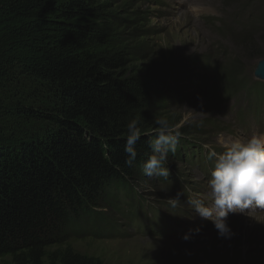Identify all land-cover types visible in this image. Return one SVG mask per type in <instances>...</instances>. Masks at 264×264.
Listing matches in <instances>:
<instances>
[{"label":"rangeland","instance_id":"rangeland-1","mask_svg":"<svg viewBox=\"0 0 264 264\" xmlns=\"http://www.w3.org/2000/svg\"><path fill=\"white\" fill-rule=\"evenodd\" d=\"M98 1L99 10H90L93 17L78 25L101 35L102 48L117 44L124 60L118 72L141 77L150 86L153 112L142 114L150 129L140 138L148 143L155 139L154 120L160 117L181 135L176 153L168 154L166 179L149 178L143 169L136 171L134 179H127L128 187L135 191V201L132 207L123 201L125 211L137 209L139 220L160 228L154 226L151 233L136 232L138 225L131 226V220L114 207L115 197L107 194L102 206L88 207L90 213L85 211L76 236H71L66 246L101 264H264V210L228 218L235 235L223 239L211 221L201 222L198 219L203 218L187 206L172 208L167 202L181 192L171 186L172 175L186 191L180 197L182 204L186 205L193 194L206 197L205 169L211 162L197 161V157L201 153L207 159L206 145L219 152L223 139L242 138L237 115L243 111L249 117L250 102L253 113L257 103L264 107V81L254 77L258 63L264 61V0ZM242 29L250 33L238 34ZM70 39L92 46L87 36L77 34ZM234 70L239 84L230 86L235 90L226 94L228 86L223 78ZM247 86H251L250 101L241 89ZM173 93L175 101L169 98ZM4 124H10L11 135L19 143L39 136L30 131V125L41 130L46 122L42 117L30 120L20 116ZM2 140L9 141L6 133L0 134ZM155 219L158 222H153ZM186 234L190 236L187 241L183 239ZM60 251L61 247L46 250L50 264ZM0 264L16 263L13 257L5 256L0 257Z\"/></svg>","mask_w":264,"mask_h":264},{"label":"trees","instance_id":"trees-1","mask_svg":"<svg viewBox=\"0 0 264 264\" xmlns=\"http://www.w3.org/2000/svg\"><path fill=\"white\" fill-rule=\"evenodd\" d=\"M99 7L98 0H0V134L9 140L0 141V257L16 264H50L46 250L54 247L61 251L53 264H101L66 246L85 211L109 194L119 214L137 215L123 206L135 201L127 179L152 150L140 138L136 160L127 165L126 125L136 118L142 132L150 129L142 120L153 112L150 86L118 72L124 60L117 44L102 48L101 35L78 25ZM77 34L92 46L72 42ZM235 72L223 78L226 94L239 84ZM20 116L45 119L44 129L30 125L39 134L33 141L16 143L4 124Z\"/></svg>","mask_w":264,"mask_h":264},{"label":"clouds","instance_id":"clouds-1","mask_svg":"<svg viewBox=\"0 0 264 264\" xmlns=\"http://www.w3.org/2000/svg\"><path fill=\"white\" fill-rule=\"evenodd\" d=\"M155 139L150 141L152 154L143 165L149 178L169 176L167 164L169 152L174 153L180 132L166 118L154 120ZM140 121L131 119L127 125L124 151L125 163L132 166L137 157L136 143L142 134ZM222 150L208 148L207 160L212 162L208 177L207 196L193 194L187 204L181 203L184 192H177L167 200L172 208L187 206L200 218L210 220L219 238L231 239L235 234L228 224L230 213L243 212L257 206L264 209V136L253 134L247 138H225L221 141ZM199 231L198 229L196 230ZM185 241L189 235L183 237Z\"/></svg>","mask_w":264,"mask_h":264},{"label":"water","instance_id":"water-1","mask_svg":"<svg viewBox=\"0 0 264 264\" xmlns=\"http://www.w3.org/2000/svg\"><path fill=\"white\" fill-rule=\"evenodd\" d=\"M254 75L261 79H264V61H260L258 63V66L254 72Z\"/></svg>","mask_w":264,"mask_h":264},{"label":"bare ground","instance_id":"bare-ground-1","mask_svg":"<svg viewBox=\"0 0 264 264\" xmlns=\"http://www.w3.org/2000/svg\"><path fill=\"white\" fill-rule=\"evenodd\" d=\"M191 9V8H190ZM195 11V10H194ZM237 110V109H236ZM232 133V132H231ZM236 134V133H235ZM184 149H186L187 150V148H184ZM178 153V152H177ZM208 180V179H207ZM199 193L201 192V191H198ZM170 214V213H169ZM147 232V231H146ZM151 233V232H150Z\"/></svg>","mask_w":264,"mask_h":264}]
</instances>
